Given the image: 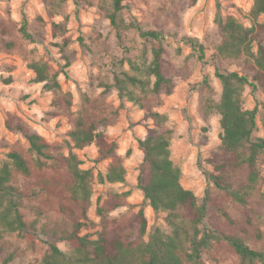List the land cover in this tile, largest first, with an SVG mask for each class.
Returning a JSON list of instances; mask_svg holds the SVG:
<instances>
[{
  "label": "rangeland",
  "instance_id": "obj_1",
  "mask_svg": "<svg viewBox=\"0 0 264 264\" xmlns=\"http://www.w3.org/2000/svg\"><path fill=\"white\" fill-rule=\"evenodd\" d=\"M253 2L127 0L116 16L122 34L119 42L108 19L112 11L111 0H0V25L8 31L4 34L0 30V39L14 43L10 49L0 43V141L6 145L0 148V163L6 160L10 148L18 149L29 157L25 140L5 128V119L11 115L47 143L61 146L64 156H76L81 162L79 168L90 172L91 195L86 218H79L84 224L79 236L95 240L102 232L103 222L97 214L98 207L103 210V215L118 223L129 221L142 208L146 219L142 236L145 244L158 230L172 235L166 212H154L137 187L143 158L138 141L153 132H165L169 141L168 157L180 171L181 187L191 191L200 204L208 192L216 206L224 207L231 217L243 219L242 211L206 178L203 171H213L214 156L219 152L222 134L220 117L213 106L221 93V83L215 77L216 68L241 74L244 59L219 54L221 37L214 22L217 3L222 16L232 17L244 27H249L248 13ZM23 20L33 35L31 41L19 33ZM257 22L264 24V14L257 18ZM137 29L162 35L165 57L174 68L171 94L153 97L147 93L145 96V105L150 111L164 117L161 125L156 124L154 118L127 94L132 91L136 96L141 95L128 78L138 79L148 88L154 81L148 69L156 42L141 38ZM190 39L203 47V58ZM251 51L256 52L254 44ZM64 57L69 60L67 67ZM32 62L46 63L50 73H58V91L44 90V83L33 82L35 74L29 68ZM66 93L71 95V106L56 110L54 101ZM240 99L243 109L257 107L251 140L264 138L261 126L264 92L261 89L253 92L244 85ZM78 115L106 119L103 131L106 140L117 147L116 159L124 170L122 181L109 182L104 178L114 160H98L93 143L82 149L74 147L69 133ZM35 181L34 177L26 181L20 178L18 184L34 187ZM250 198L257 215L252 218V225L264 233V153L259 155L258 183ZM116 201L123 204L110 209ZM7 207L8 199L0 197V212H6ZM28 213L24 216L26 221L37 220L34 235L6 232L0 226L4 232L0 262L8 251L15 254L8 264H41L49 231H62L69 226V221L59 215L55 201L45 204L42 214ZM9 216L12 217L13 213ZM182 225L188 232L187 238H192L193 226L187 221ZM202 226L226 229L224 221L214 211L205 217ZM178 241L184 244L181 233ZM247 244L258 248L261 241L250 237ZM56 245L62 252L71 253L65 241H58ZM134 259H140L139 252L134 253ZM202 259L205 264H240L237 255L223 242L212 243Z\"/></svg>",
  "mask_w": 264,
  "mask_h": 264
},
{
  "label": "trees",
  "instance_id": "obj_2",
  "mask_svg": "<svg viewBox=\"0 0 264 264\" xmlns=\"http://www.w3.org/2000/svg\"><path fill=\"white\" fill-rule=\"evenodd\" d=\"M125 1L127 0H111L112 11L108 15L119 42L122 34L116 16ZM220 8L217 3L214 22L221 37L219 54L222 57L244 59L241 74L216 68L215 77L221 83V93L213 106L220 117L222 134L219 152L214 156L213 171L203 172L242 211L244 218L240 220L231 217L224 207L214 204L208 192L200 204L191 191L182 188L179 183L180 171L168 157L169 141L166 133L153 132L138 141L143 158L139 165L137 187L154 212H166L172 235H165L158 230L143 244L146 219L142 208L129 221L118 223L107 218L106 214L103 215V210L98 207L97 214L103 222L102 232L98 233L95 240L79 236V231L84 226L79 218H86L91 195L90 172L79 168L81 162L76 156H64L61 146L47 143L31 128L7 115L5 128L25 140L29 157L18 149L10 148L6 153V160L0 163V197L8 199L6 212H0V226L6 232L34 235L37 220L26 221L24 216L29 214L28 211L42 214L44 205L50 201H55L59 215L69 221L67 229L49 231L48 238L44 241L46 251L41 264H205L203 254L212 247V243L220 242L229 246L240 264H264V233L252 225V218L257 215L250 203L251 193L258 183V159L264 153V138L251 140L257 107L253 110L243 109L240 99V90L244 85L249 86L253 92L258 89L264 92V24L257 22V18L264 14V0H254L248 13L251 21L249 27H244L232 17L222 16ZM0 30L4 34L8 33L1 25ZM137 31L141 38L156 42L148 69L154 81L152 87L148 88L140 80L128 78L132 87L141 95L136 96L132 91L127 94L130 100L140 104L154 118L156 124L161 125L164 117L150 111L149 106L145 105V96L147 93L153 97L171 94L174 88V68L165 57L162 35L155 31ZM19 33L24 39L33 40L25 20ZM0 43L8 49L14 46L10 40L0 39ZM192 44L197 46L200 58H203V47L193 41ZM252 44L256 46L255 53L251 51ZM64 59L65 66H69L68 58ZM29 68L35 74L33 82L44 83V90L60 89L58 73H50L46 63L32 62ZM53 104L56 110L64 107L68 109L71 106V95H60ZM105 122L104 117L91 119L88 115H78L73 120L74 128L69 136L75 148L82 149L93 143L97 148L98 160L113 159L104 178L109 182L122 181L124 170L119 159H116L115 143L106 140L103 131ZM261 126L264 129V104L261 105ZM5 146L0 141V148ZM33 177L36 178L34 187L26 188L18 184L20 178L26 181ZM122 204L116 201L110 209ZM211 211L220 216L226 229L202 226ZM9 213H13V216L10 217ZM184 221L193 226L192 238H187L188 232L182 225ZM3 229L0 230V251L4 247ZM250 232H253L252 236ZM180 233L183 235L184 246L178 241ZM250 237L261 241L260 247L251 248L247 244ZM58 241H65L70 246L71 253L59 250L56 245ZM136 251L139 252V260L134 259ZM14 255L7 251L0 263H10Z\"/></svg>",
  "mask_w": 264,
  "mask_h": 264
}]
</instances>
